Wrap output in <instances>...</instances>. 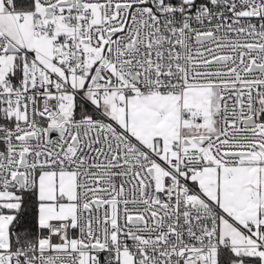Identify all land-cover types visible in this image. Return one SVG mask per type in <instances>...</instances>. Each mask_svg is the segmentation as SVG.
<instances>
[{"label":"snow or ice","instance_id":"obj_1","mask_svg":"<svg viewBox=\"0 0 264 264\" xmlns=\"http://www.w3.org/2000/svg\"><path fill=\"white\" fill-rule=\"evenodd\" d=\"M0 264H264V0H0Z\"/></svg>","mask_w":264,"mask_h":264}]
</instances>
